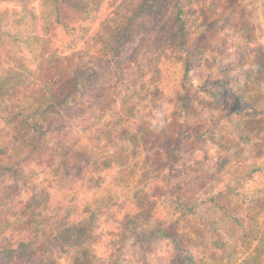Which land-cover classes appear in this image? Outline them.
Returning a JSON list of instances; mask_svg holds the SVG:
<instances>
[{
    "label": "rangeland",
    "instance_id": "1",
    "mask_svg": "<svg viewBox=\"0 0 264 264\" xmlns=\"http://www.w3.org/2000/svg\"><path fill=\"white\" fill-rule=\"evenodd\" d=\"M137 1L99 0L96 26L99 27L97 22L102 23L103 31L120 25ZM6 6L12 4L2 1L0 7ZM34 8L38 9V2ZM174 15L167 17L173 30L179 26L172 22ZM181 18L185 46L163 54L154 50L157 46L152 39H146L148 35L142 36L141 41L132 38L127 56L130 48L136 47V53L129 57L123 68L126 72L116 85L117 110L131 117L133 126L144 125L159 137L154 149L140 150L131 158V169L136 171L134 181L146 198H138L139 195L134 203H127L118 188L120 199H112L110 193H105L111 190L109 182L101 192H95V184L88 185L86 190L84 187L67 192L55 178L54 169L37 170V177L24 185L17 183V190L0 200L1 231L11 234L20 204L33 196L34 189L46 199L41 215L44 236L28 248L30 255L46 252L58 264L155 262L171 249L169 241L131 234L120 226V218L127 212L134 215L139 207L144 210L142 207L152 205L156 218L170 221L179 212L174 195H181L189 203L199 202L192 218L193 233L184 243L196 264H239L249 259L256 262L258 255L264 264V0H185ZM88 38L85 36L79 45L70 48V39L60 36L54 41V51L67 57L64 65H76L93 52ZM187 55L193 62L185 86L189 99L184 114L182 94L174 86L182 74L181 60ZM219 80L227 86V92L217 104L210 98V91ZM228 111L233 112L232 124L242 123L239 128L245 129L249 141L235 137L231 125L224 123L221 116ZM181 126L182 138L172 167L155 170L153 163L166 157ZM9 130L10 125L0 122V142L7 139ZM104 131L94 128L81 135L83 141L95 144L93 139L103 137L107 132ZM225 147L234 155L237 171L259 166L262 176L233 185L229 173L222 174L217 167V156ZM112 149L127 153L134 150L126 141ZM156 151H160L158 156ZM238 172L236 176L240 178L242 173ZM226 184L231 187L221 195L213 192ZM154 185L158 188L154 189ZM105 198L110 204L99 207ZM68 204L89 205L90 211L96 212L89 231V257H82L83 251L79 255L57 239L56 226L60 218L69 215ZM28 255L20 253L14 264H28Z\"/></svg>",
    "mask_w": 264,
    "mask_h": 264
},
{
    "label": "trees",
    "instance_id": "2",
    "mask_svg": "<svg viewBox=\"0 0 264 264\" xmlns=\"http://www.w3.org/2000/svg\"><path fill=\"white\" fill-rule=\"evenodd\" d=\"M2 1L12 6L0 7V122L10 125L7 139L0 142V200L17 190V183L24 185L37 177V170L49 169L50 172L55 170V178L58 177L59 185L67 192L84 187L86 190L90 184L96 185L95 192H101L109 182L111 190L105 193H110L112 199H120L118 188L127 203H134L139 195L138 198H146L134 181L136 171L131 169V158L140 150L154 149L159 137L144 125L133 126L132 118L117 110L116 85L126 72L123 68L129 57L136 53L133 47L127 56L132 38L141 41L142 36L148 35L146 39H152L157 46L154 50L163 54L185 46L181 18L185 0H138L124 22L103 31L100 30L102 23L97 22L99 27L96 26L99 0H0V5ZM35 2H38L37 10ZM172 13H175L173 24L179 25L175 30L167 22ZM60 36L70 39V48H75L87 36L93 52L76 65H64L67 57L54 51V41ZM192 62L188 55L181 60L182 74L174 86L182 94L184 114L189 99L185 86ZM216 84L210 98L218 104L227 86L220 80ZM232 114L228 111L221 118L226 125H231L235 137L249 141L245 129L239 128L242 123L232 124ZM94 128L107 132L93 139L95 144L83 141L81 133ZM181 131L182 126L166 157L153 163L155 170L166 165L172 167ZM124 141L134 149L131 153L112 149ZM230 151L225 147L218 154L217 167L222 174L229 173L233 185L262 176L259 166H242L244 169L238 170L242 176L237 177L239 172ZM159 153L156 151V156ZM230 187L226 184L213 192L221 195ZM156 188L158 185H154ZM34 190L33 196L20 204L18 216L14 218L17 221L14 233L6 234L0 226V264H14L20 253H29L28 264H58V260L50 258L46 252L34 256L28 251L44 236L41 215L46 199L42 192ZM129 191L133 196H126ZM174 198L179 212L170 221L156 218L152 205L142 207L144 210L139 207L134 215L127 212L120 218V226L131 234L143 239L156 237L171 244L163 257L142 264H196L184 243L193 233L192 218L196 216L199 202L189 203L181 195ZM104 203L110 204L105 198L99 207ZM68 205L69 215L60 218L56 226L57 239L78 254L83 251L82 257H89V231L96 212L90 211L89 205ZM260 259L258 255L254 258L256 262L249 259L239 264H263Z\"/></svg>",
    "mask_w": 264,
    "mask_h": 264
}]
</instances>
